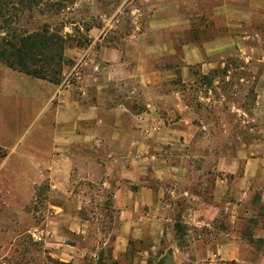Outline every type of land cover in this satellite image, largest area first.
<instances>
[{"label": "rangeland", "instance_id": "374dc122", "mask_svg": "<svg viewBox=\"0 0 264 264\" xmlns=\"http://www.w3.org/2000/svg\"><path fill=\"white\" fill-rule=\"evenodd\" d=\"M70 1L68 8L37 21L61 24L64 32L81 37V45L70 48L77 49L82 62L96 55L94 47L88 51L91 28L112 44L147 41L150 0L142 2L138 16L130 14V0ZM252 10L256 15L251 23L237 17L235 48L217 55L224 64L199 63L185 70L177 58L170 65L177 72L171 82L147 87L137 78L132 85L123 84L120 99L139 115L140 166L155 198L153 205L138 209L143 216L140 239L124 231L127 239L117 240L123 219L112 204V193L101 190V176L83 192L53 193L45 170L36 175L25 159L7 158L1 150L0 264H97L99 251L100 264H163L167 253L173 254L175 264H264V15L255 2ZM174 37L180 41L188 33ZM159 62L169 68L164 58ZM75 63L73 58L67 62L62 85L76 81L67 76ZM225 66L228 71L223 73ZM78 69L87 71L86 62ZM170 89L178 93L165 95ZM179 101L187 106H177ZM48 117V111L41 112L23 133V142ZM179 119L183 127L177 130L184 134L167 138L169 131L162 130L161 122ZM43 129L47 135L49 122ZM36 146L46 165L50 144ZM78 199L87 203L78 207ZM62 212L72 215L63 218ZM148 215L162 223L163 232L156 238L148 231ZM73 221L84 232L71 231ZM220 230L240 238L237 256H215Z\"/></svg>", "mask_w": 264, "mask_h": 264}, {"label": "crops", "instance_id": "0c3cea01", "mask_svg": "<svg viewBox=\"0 0 264 264\" xmlns=\"http://www.w3.org/2000/svg\"><path fill=\"white\" fill-rule=\"evenodd\" d=\"M243 1L150 0L148 39L142 43L123 39L117 44L114 41V45L103 36H97V31L91 28L89 34L93 37L88 48L94 47L96 55L85 61L87 71L79 72L73 84H54L0 64V147L7 151L6 157L16 155L25 159L35 169L36 175L43 174L42 170H45L53 193L83 192L92 185L89 181L94 182L95 177L101 176V190L112 193V204L123 219L117 240L127 239L124 231L128 236L130 233L133 238L140 239L139 222L143 216L138 214V209L153 205L155 198L154 189L146 178L147 172L140 166L139 115L120 99L123 84L132 85L137 78L147 87L159 82L163 84V81L171 82L177 72L173 73L170 65L177 58L185 70L199 63L224 64V60L219 62L223 56L217 55L235 48L237 17L251 23L252 16L256 15L252 2L258 6L259 15H264V0ZM193 29L195 35L191 39L189 33ZM103 30L106 31V27L98 32ZM176 33H188V38L177 41ZM135 48L138 49L137 56ZM76 50L69 47L64 51L67 58H73V63L79 60ZM140 51H143L142 55ZM161 58L166 60L164 65L169 68L161 66ZM68 68L70 65L64 66L63 72ZM169 92L178 93L173 89L164 93L167 95ZM177 106L187 105L179 101ZM46 111L50 119L43 120L39 129L23 142V133L29 130L41 112ZM107 114L111 115V121ZM46 122L51 129L47 135L43 129ZM181 122V119L168 124L161 122L162 130L169 131L167 138L184 134L177 130L183 127ZM38 133L41 136H37ZM41 143L50 144L46 165L43 157L36 154L42 151L36 146ZM156 176L161 178L159 174ZM86 203L78 199V207ZM231 212V217L236 218L235 211ZM59 215L66 217L72 214L62 212ZM145 218L149 220L150 234L158 237L163 232L161 221L156 215ZM207 224L211 225L209 221ZM70 229L76 233L84 232L76 221L71 223ZM219 233L222 242L214 250L215 256L221 259L237 256L239 249L236 251L235 247L240 238L229 231L220 230ZM121 248L117 247V250ZM100 254L99 251L97 263ZM170 254L173 259V254Z\"/></svg>", "mask_w": 264, "mask_h": 264}, {"label": "trees", "instance_id": "16d2710c", "mask_svg": "<svg viewBox=\"0 0 264 264\" xmlns=\"http://www.w3.org/2000/svg\"><path fill=\"white\" fill-rule=\"evenodd\" d=\"M70 3V0H0V64L34 78L60 83L69 61L64 51L80 46L81 37L64 32L61 24L57 27L52 21L39 22L37 17H52ZM226 72L225 66L223 73ZM1 150L5 155L6 151L0 147Z\"/></svg>", "mask_w": 264, "mask_h": 264}, {"label": "built area", "instance_id": "2783aa9c", "mask_svg": "<svg viewBox=\"0 0 264 264\" xmlns=\"http://www.w3.org/2000/svg\"><path fill=\"white\" fill-rule=\"evenodd\" d=\"M149 0H130L129 1V4H132L129 8V12L132 16H138L141 14V4L142 2H147ZM88 51H89V48H88ZM87 51V52H88ZM92 51V50H90ZM86 60L83 61V63L85 62ZM82 64V61L81 59L77 60L76 63L74 64V67L72 68V70H70V72L68 73V77L69 76H74L75 78L78 77L79 75V69L78 67Z\"/></svg>", "mask_w": 264, "mask_h": 264}, {"label": "water", "instance_id": "95a60500", "mask_svg": "<svg viewBox=\"0 0 264 264\" xmlns=\"http://www.w3.org/2000/svg\"><path fill=\"white\" fill-rule=\"evenodd\" d=\"M97 264H100V263L98 262ZM163 264H175L173 262L172 255L170 253L166 254L164 261H163Z\"/></svg>", "mask_w": 264, "mask_h": 264}]
</instances>
